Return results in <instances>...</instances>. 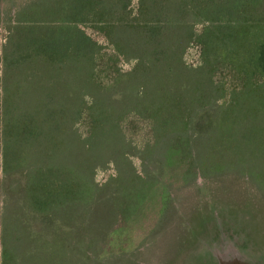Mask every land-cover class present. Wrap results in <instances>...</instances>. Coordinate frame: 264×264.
<instances>
[{"label":"rangeland","instance_id":"rangeland-1","mask_svg":"<svg viewBox=\"0 0 264 264\" xmlns=\"http://www.w3.org/2000/svg\"><path fill=\"white\" fill-rule=\"evenodd\" d=\"M37 1L0 0V218L7 215L12 223L8 263L264 264V181L247 177L242 165L229 166L232 157L222 153L231 155L226 144L240 114L264 109V72L259 65L264 54V0H186L195 15L217 5L226 11L239 2L241 14L235 11L227 22L231 36L224 34L207 53L215 87L220 96L224 91L214 107L227 104L231 93H240L231 112L186 111L193 103L183 84L174 81L164 87L153 79L141 81L145 63L116 57L96 27L85 29L100 54L112 60L115 72L99 65L95 95H79L70 68L52 66L49 71L44 64L25 61L7 69L4 58L18 13ZM133 11L137 24L166 20L162 0H135ZM208 22L187 21L195 24L182 58L187 70L204 62L198 37ZM221 22L212 25L224 30ZM164 73L161 68L153 77L160 79ZM6 86L12 89L9 98ZM48 91L61 106L102 107L104 111L92 118L86 114L75 130L84 131L90 122L107 127L117 138L111 137L107 152L88 153L77 149V137H67L69 147L59 161H68L70 169L83 176L91 196L58 202L51 214L43 215L32 210L17 183L20 176L5 181L1 108L7 98L11 105H38L35 96ZM242 152L236 147L232 155L238 159ZM0 264H5L1 242Z\"/></svg>","mask_w":264,"mask_h":264},{"label":"trees","instance_id":"trees-1","mask_svg":"<svg viewBox=\"0 0 264 264\" xmlns=\"http://www.w3.org/2000/svg\"><path fill=\"white\" fill-rule=\"evenodd\" d=\"M134 1L38 0L18 13L19 23L13 28L4 58L7 69L25 61L30 65L33 62L44 64L49 71L54 70L50 69L52 66L58 67L56 70L70 68L76 73L79 95H95L99 65L109 68L108 73L115 72L112 60H106L100 54L101 49L97 41L85 29L86 26L96 27L111 44L116 57L125 62L133 59L145 63L147 70L141 75V81L153 79L155 84L164 87L176 82L183 84L188 91L189 100L193 103L192 107L187 105L186 111H235L233 103L239 99L240 93H231L227 104L214 107L220 91L215 87L214 79L210 75L213 64L207 53L212 45H218V40L221 42L225 39L222 38L224 34L231 36L232 29L228 27L230 23L227 22H230L231 14H235V11L236 15L241 14L239 2H236L235 8L226 11L220 10L217 5L206 9L200 15H195L186 7V0H162L165 22L142 25L137 24L136 18L133 17ZM23 16H26L27 21H22ZM191 19L195 24L202 19L208 20L210 24L198 37V43L201 44V50L204 49L205 56H202L204 62L195 70H187L182 62L186 43L194 37L195 24L187 23ZM215 22H221L220 25L226 28H219L218 31V28L215 29L212 25ZM182 27L184 30L180 29ZM212 33L215 34L214 37ZM174 40L175 43L169 46ZM166 48L167 51L162 57L157 56ZM259 61L264 72V54ZM161 68L165 70L163 77H153ZM116 91L123 92L119 88ZM5 92L8 98L11 97L12 89L9 86H6ZM37 95L39 98H35L40 103L35 106L11 105L8 98L2 106L1 160L5 181H10L14 175L20 176L17 183L25 189L32 210L47 215L51 214L52 207L58 202L70 199L83 201L91 196L90 189L84 188L83 176L73 172L68 161H59L62 154L65 155L64 150L69 147L67 137H77V149L91 153L97 150L107 152L111 137L117 138V135H109L107 127H93L90 122L84 131L75 130L86 114L92 118L104 111L102 107L86 110L80 106L72 109L58 105L57 96L49 91L42 96ZM222 95L219 98H224V91ZM240 115L226 144V151H230L231 155L223 151L222 153L232 157L233 162L229 166L242 165L247 177L255 182L264 181V109L251 114L244 111ZM260 119L262 123L259 122ZM236 147L245 150L238 159L232 155ZM118 148L119 146L113 147L115 150ZM94 158L96 160L97 156ZM95 189L94 185L92 192ZM11 228L10 218L3 215L0 218V242L5 264H9L12 252V249H9Z\"/></svg>","mask_w":264,"mask_h":264}]
</instances>
